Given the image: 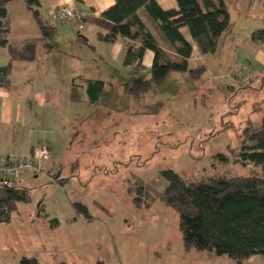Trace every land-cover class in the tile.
<instances>
[{"label":"rangeland","instance_id":"374dc122","mask_svg":"<svg viewBox=\"0 0 264 264\" xmlns=\"http://www.w3.org/2000/svg\"><path fill=\"white\" fill-rule=\"evenodd\" d=\"M16 1L21 5L22 0ZM91 36L82 52L75 49L76 55L81 53L76 63L92 71L96 65L106 69L110 61L100 58L101 48L94 47L95 35ZM120 65L125 68L124 61ZM208 65L216 71L219 61L211 56ZM131 71L138 79L147 77L145 70ZM178 74L173 72L159 89L153 86L140 98L106 81L99 104L117 112L101 116L90 110L88 127H76L68 149L56 161L62 163L57 172L61 180L49 174L45 163L37 176L30 171L22 175L30 198L17 203L9 221L0 222V264H18L24 255L41 263L236 264L226 255L186 250L178 213L160 199L141 207L133 202L132 186L138 178L159 190L166 188L164 169L189 180L264 177L260 165L241 164L232 154L240 150L246 127L257 130L261 125L264 106L253 89L225 95L218 80L217 84L208 76L197 80ZM76 203L84 204L86 213ZM54 219L58 223L53 224ZM244 264H264V255H254Z\"/></svg>","mask_w":264,"mask_h":264},{"label":"trees","instance_id":"16d2710c","mask_svg":"<svg viewBox=\"0 0 264 264\" xmlns=\"http://www.w3.org/2000/svg\"><path fill=\"white\" fill-rule=\"evenodd\" d=\"M11 1L13 0H0V46L8 47L11 59L34 60L37 57L34 43H28L21 48L9 43L8 4ZM24 1L40 26L45 45L51 47L55 28L41 18L39 0ZM177 1L179 9L164 10L157 0H115L114 4L104 10L101 18H91L101 28L98 33L101 40H125L126 66L141 69L144 67L145 52L153 51L151 78L127 81L122 85L123 90L133 98L143 97L152 85L160 88L173 71L189 72L194 79H199L205 72L204 65L189 67L188 59L193 46L180 32L181 27H188L202 55L217 51L220 39L229 27V11L223 0H204L205 6L200 0ZM143 7L147 8L152 18L158 20L164 40L169 49L181 56L179 60H172L167 50L159 45L147 28L139 15V10ZM252 38L264 41V28L256 30ZM10 69V62L0 66V86L9 85ZM80 87L78 84L73 85V100H82ZM104 92L105 82L102 79L86 81V93L91 103L100 102ZM232 154L236 162L244 165L254 163L260 165L264 171V114L257 130H253L252 125L246 127L240 150H232ZM161 174L167 180L166 188L159 190L138 178L132 186L135 191L133 202L141 207L149 206L154 200L160 199L174 208L179 215V230L186 250L194 248L218 256L226 255L235 260L236 264H244L254 255H264L263 176L222 175L189 180L173 169H164ZM56 175L57 172L54 173L55 178ZM29 198L30 188L25 189L19 180L4 187L0 186V222L9 221L17 203L29 201ZM75 206L86 213L84 204L76 203ZM52 222L56 224L58 219ZM18 264L70 263H41L34 256L24 255ZM97 264L104 262L98 260Z\"/></svg>","mask_w":264,"mask_h":264},{"label":"crops","instance_id":"0c3cea01","mask_svg":"<svg viewBox=\"0 0 264 264\" xmlns=\"http://www.w3.org/2000/svg\"><path fill=\"white\" fill-rule=\"evenodd\" d=\"M200 1L205 6L204 0ZM223 1L229 11L230 24L221 37L214 54H200L188 27L180 28L185 39L193 46L192 54L188 59L189 67L205 66V72L199 78L200 80L208 76L209 79L213 78L217 82V77L231 68L240 77L251 76L247 85H243L239 79H231L226 84H219V90L227 95L244 88H251L253 93H256L258 103L262 107L264 106V41L254 40L252 34L264 28V0ZM16 2L13 0L8 4L9 43L17 48L34 43L37 57L29 61L11 59L8 47L0 46V66L11 63L10 83L7 87L0 86V155H10L8 151L16 153L13 155H32L41 143H46L50 149V160L45 163V167L52 175L60 169L62 163L58 164L56 161H60L64 150L68 149L70 137L77 133L75 129L78 128L76 127L78 125L88 127L91 119L90 110L95 115L100 113L101 116H105L107 112L111 114L117 112L115 108L100 106V102L90 105L91 102L86 93V81L102 79L106 84L107 80H111L118 83L122 92L130 95L123 90V83L150 79L152 73L150 72V77L147 76L149 75L148 68L152 67L154 53L152 50L145 52L144 67L141 69L125 64L123 68L120 64L126 55L125 40L106 42L99 38L98 33L101 28L92 19L101 18L104 10L114 4L115 0H39L41 18L55 28L51 47H47L41 38L40 26L32 11L27 8L25 1L22 0L21 5ZM157 3L164 10L179 9L177 0H157ZM61 4H69L86 16L83 29L76 27L77 37L74 34L75 26L52 19L53 9ZM139 15L159 45L167 50L171 59L179 60L181 56L169 49L164 40L158 20L152 18L146 7L139 10ZM94 25L97 27H93ZM13 31H15V36L12 35ZM92 33L95 35L93 36L95 38L94 47L101 48L100 58L110 61L106 69L101 70L97 65L93 71L87 68L88 71L94 73L93 76L88 74L86 68L76 63L81 53L76 55L75 52V49L82 52L84 43H90L92 40ZM211 56L219 61V65L215 67L216 71H211L208 65ZM224 65L226 68L221 72L218 66L224 67ZM132 68L145 70L143 76L147 77L138 79V75L132 73ZM180 73L184 77L187 74L194 79L189 72ZM74 84L81 85L83 95L81 101L72 99ZM153 86L155 85L151 88ZM92 124L96 125L95 122ZM81 129L85 128L81 127ZM32 173L34 176L39 174ZM19 181L23 184L21 178Z\"/></svg>","mask_w":264,"mask_h":264},{"label":"built area","instance_id":"2783aa9c","mask_svg":"<svg viewBox=\"0 0 264 264\" xmlns=\"http://www.w3.org/2000/svg\"><path fill=\"white\" fill-rule=\"evenodd\" d=\"M85 14L69 4L57 5L52 11V19L69 26L82 29L85 23ZM231 79H239L243 85L249 84L251 76L240 77L234 69H228L217 77V80L226 84ZM50 160V149L46 143H41L32 155H0V186H7L17 182L22 175L31 171L42 172V165Z\"/></svg>","mask_w":264,"mask_h":264},{"label":"water","instance_id":"95a60500","mask_svg":"<svg viewBox=\"0 0 264 264\" xmlns=\"http://www.w3.org/2000/svg\"><path fill=\"white\" fill-rule=\"evenodd\" d=\"M60 172L56 175V178H59Z\"/></svg>","mask_w":264,"mask_h":264}]
</instances>
